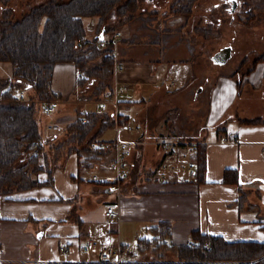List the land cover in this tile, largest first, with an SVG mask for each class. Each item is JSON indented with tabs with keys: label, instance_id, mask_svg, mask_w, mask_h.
I'll return each instance as SVG.
<instances>
[{
	"label": "crops",
	"instance_id": "crops-1",
	"mask_svg": "<svg viewBox=\"0 0 264 264\" xmlns=\"http://www.w3.org/2000/svg\"><path fill=\"white\" fill-rule=\"evenodd\" d=\"M189 45L192 46L182 38L170 44L168 51L180 54L176 58L178 63L173 64L167 62L161 50H152L159 58L157 60L131 58L126 61L119 54L123 69L115 73L114 87L119 81L132 84L164 83L167 82L163 78L166 73L178 72L184 90L190 89L189 86L197 82V67L193 56L195 51ZM8 73L7 69L3 75ZM77 78V69L73 64L59 63L55 66L51 87L60 95L55 98L59 106L48 117H40L44 139L56 133L62 135L65 125L74 121L83 107L89 112L87 106L90 104L98 106V112L111 107L112 103H108L105 109L100 107L104 99L92 101L81 97L85 92L77 87ZM241 86L239 89L235 76L220 74L211 87L204 127L196 141L206 144V169L201 180L194 173L165 180H159L155 175L143 178V173H131L130 168L129 176L121 183L118 193L110 191L107 182L92 178L98 171L103 173L99 174L102 176L113 173L111 161L114 151L106 159H98V167L94 169L97 172L89 174L87 178L84 173L93 170L79 168L78 155L73 152L55 169L52 186L39 185L0 195V261L12 264H23L25 261L33 264L95 261L96 253L84 251V243L89 240L127 242L129 240L124 238L122 223L125 227L138 230L150 229L163 220L171 224V232L166 239L169 245L191 243L190 233L193 230L219 235L229 241L264 242V122L239 121V118L264 119V61L249 69ZM178 87L176 85L172 90ZM29 90L22 89L23 95ZM123 106L122 100H119L115 112L128 117V123H132L128 110H122ZM50 116L53 121H50ZM48 123L57 124V130L48 129ZM191 150L195 167L196 146ZM226 169L237 172V184L224 181ZM231 176L234 177V173ZM38 178L47 179V173L40 172ZM86 180L92 186L88 187L89 194L83 203L86 194L82 196V193L89 186ZM241 191L247 194L242 209L235 202ZM104 193L113 202L101 198ZM110 205L118 214L115 226L105 213ZM75 210L78 211L77 215ZM69 214H73V217ZM81 237L86 238L82 244ZM61 243H67L69 249L60 251ZM152 251L140 254L139 258L132 251L130 261L158 259L163 249L158 251V257H154Z\"/></svg>",
	"mask_w": 264,
	"mask_h": 264
},
{
	"label": "trees",
	"instance_id": "trees-1",
	"mask_svg": "<svg viewBox=\"0 0 264 264\" xmlns=\"http://www.w3.org/2000/svg\"><path fill=\"white\" fill-rule=\"evenodd\" d=\"M12 1L1 0L0 13V61H9L12 68L11 77L0 82V195L39 185L52 186L55 169L73 152L78 155L79 168L94 170L97 168L96 161L113 151L115 140L106 141L100 137L111 125H127L128 117L105 109L100 111L102 113L91 111L88 114L89 121L84 122L78 114L74 121L65 125L62 135L56 133L46 140L40 129L41 119L39 122L36 104L15 100L14 93L17 89H31L36 99L52 100L59 97L51 87L55 66L71 63L79 73L77 87L85 92L81 97H94L96 100H101L99 97L107 98L113 92L115 76L114 60L110 56L114 48L110 34L118 29V25L109 26L107 22L121 19V23H124L133 19L138 2L39 0L20 18H14ZM194 1L175 0L171 9L178 14H189ZM93 17L97 21L95 27L98 32L90 40L86 36V25ZM260 61H264V53L254 63ZM237 85L241 89V79H237ZM87 87L90 89L86 90ZM89 90L91 93L87 95ZM239 121L264 122V119L239 118ZM38 139L42 141L40 150L38 154H33V145ZM196 148L194 174L201 180L206 169V144L197 142ZM133 156L129 167L132 168L131 173L138 164ZM91 160H95V163H91ZM42 171L47 173L45 180L38 178ZM231 173L235 176L232 177ZM153 175L149 171L146 177L151 178ZM224 181L237 184V172L226 169ZM246 201L247 194L241 191L235 202L242 209ZM150 231L151 237L139 238L135 255L169 247L176 250L178 259L134 260L122 264H264V242L229 241L219 235L193 230L190 241L195 243L169 245L166 239L170 235L171 224L167 220L151 226ZM0 264L12 263L0 261ZM35 264L110 263L95 260Z\"/></svg>",
	"mask_w": 264,
	"mask_h": 264
},
{
	"label": "rangeland",
	"instance_id": "rangeland-1",
	"mask_svg": "<svg viewBox=\"0 0 264 264\" xmlns=\"http://www.w3.org/2000/svg\"><path fill=\"white\" fill-rule=\"evenodd\" d=\"M122 1L125 2L126 0ZM174 1L138 0L137 8L133 11V15H135L133 19L126 20L124 23H121V19L117 22H114L115 19L107 22L109 26L118 25L116 31L121 33V38L116 48L119 51L118 55L120 54L121 58L126 61L131 58L157 60L159 58L152 50H161L169 64L178 63L176 58L180 54L178 55L175 51H168L170 48L168 46L180 38L187 44H191L192 46H189L195 51L193 56L197 67V82L190 85V89L184 90L183 80L178 77V72H174L165 74L166 77L163 78L167 82L163 83L162 81L157 84L136 83L118 97L124 105L122 110L123 108L128 110L130 121L134 125L138 123L144 128V142L137 146L135 159L138 160V164L133 170L136 173H143V178L149 171L156 175L163 162V151L158 145L159 138H178L182 142L191 143H196L199 140V134L204 127V118L208 110L209 93L218 75L233 74L242 81L249 69L255 64L257 57L264 53V0H235L237 7L234 11H231L234 4L233 0H195L191 4L189 14L173 12L171 4ZM38 2L39 0H13L10 3L14 8V18H20ZM0 3H2L1 0ZM126 16L122 17L125 19ZM96 23L94 18L87 22L86 36L90 40L98 32L94 25ZM114 32L110 34V37L114 35ZM226 45L232 46L234 53L225 64L215 63L212 59L213 54ZM147 50L150 52H146ZM0 62L1 82L7 79V76H11L12 68L9 61ZM7 69L9 73L3 75ZM168 81H174L179 86L178 89L172 90L173 88L168 85ZM130 84L132 83L130 82ZM26 92L30 94L25 93V97L28 96L27 100L21 102L36 104L37 116H39V101H44V99L34 98L31 89ZM158 92L161 93L158 94ZM90 93L89 90L87 95ZM153 96L156 98L153 99ZM88 99L96 100L94 97ZM99 99L102 100L103 98L99 97ZM110 106L107 110L112 109L115 112V106L113 104ZM87 107L90 111L102 113L96 111L99 108L95 104H90ZM50 121H53L52 117ZM134 137V133L129 132L125 124H115L104 130L100 138L106 141L119 138L128 141ZM183 150L181 149V151ZM106 158L103 157V159ZM186 160L188 159L179 155V162ZM94 161L91 160V163ZM180 168L181 166L175 168L174 173L170 174L167 179L176 176ZM94 172L97 171L85 172L84 176L87 178L89 174ZM98 174L103 173L98 171ZM86 185L89 186H86L87 190L82 193V196L86 194L83 203L89 194L88 187L90 188L92 183L86 180ZM101 198L108 199L107 201L112 200L107 193H104ZM77 214L78 211L75 215ZM69 215L73 217V214ZM109 219L112 220L111 223L114 226L118 223L116 218L109 217ZM122 227L125 229L124 238L129 240L127 242H130L134 252L137 251L139 238L152 236L148 228L135 230L125 227L124 223L121 224ZM85 240V237H81V244ZM167 248H157L152 253L154 257H158V251L163 249L159 258L164 260L178 259L176 250ZM139 255L137 254L136 258H139ZM23 264H33V262L25 261Z\"/></svg>",
	"mask_w": 264,
	"mask_h": 264
},
{
	"label": "built area",
	"instance_id": "built-area-1",
	"mask_svg": "<svg viewBox=\"0 0 264 264\" xmlns=\"http://www.w3.org/2000/svg\"><path fill=\"white\" fill-rule=\"evenodd\" d=\"M121 38V33L115 31L112 36L113 50L110 52V56L114 60V68L115 73H119L123 69V64L121 60L118 58V50L116 48L119 39ZM78 73V71H77ZM79 75V73H78ZM168 85L171 88H175L176 84L173 81H168ZM133 86L130 82L119 81L116 83L113 92L109 94L107 98L100 102V107L105 109L108 103H112L114 106L119 102V95L127 91ZM14 99L17 101H26L27 98L22 93V90L17 89L14 93ZM59 106V101L57 99L52 100H44L39 101L38 109L40 111V115H50L54 110ZM117 110V109H116ZM81 120L84 122L89 121V111L83 107L80 112ZM38 117L40 122V116ZM47 128L50 130H57L58 125L55 123H48ZM126 129L134 133L135 137L132 140H123L117 139L113 146L114 157L111 161V168L113 173L109 175H99L97 173L92 175L94 180L100 182H107L108 189L110 191H116L120 193L121 191V183L127 179L129 174L130 167V159L135 155L137 150V146L144 142V128L136 123H128L126 125ZM224 139H228V137H224ZM41 140L38 139L34 143L33 154H38L40 150ZM197 143V142H196ZM195 142H182L178 138H170V137H161L158 139V145L160 149L163 151V162L156 173V178L159 180H165L168 176L174 173L175 168L181 166L178 169L177 175H189L194 173V164L192 163V150L194 146H196ZM101 145V144H100ZM181 149H184L181 151ZM179 155L185 157L186 161L179 162ZM262 155L264 157V148L262 149ZM106 215L111 218H117L118 214L114 210L113 206H108L106 211ZM195 243V242H191ZM207 245V244H206ZM69 249L67 243H61L59 245V250L65 252ZM82 249L84 251L90 252L94 251L97 255V259L101 262H106L110 264H122L130 261L129 255L132 252V246L130 242H125L122 240L116 242H103L96 240H89L88 242L82 245Z\"/></svg>",
	"mask_w": 264,
	"mask_h": 264
},
{
	"label": "water",
	"instance_id": "water-1",
	"mask_svg": "<svg viewBox=\"0 0 264 264\" xmlns=\"http://www.w3.org/2000/svg\"><path fill=\"white\" fill-rule=\"evenodd\" d=\"M233 1L234 4L233 7L231 8V11H234L237 7V3L235 2V0ZM233 53H234V49L232 46L230 45L222 46L221 48H219V50H217L213 54L212 59L215 63L225 64Z\"/></svg>",
	"mask_w": 264,
	"mask_h": 264
},
{
	"label": "bare ground",
	"instance_id": "bare-ground-1",
	"mask_svg": "<svg viewBox=\"0 0 264 264\" xmlns=\"http://www.w3.org/2000/svg\"><path fill=\"white\" fill-rule=\"evenodd\" d=\"M160 30V29H159ZM165 42V41H164ZM171 46H173V45H171ZM168 47H170V46H168ZM167 113V112H166ZM46 116H48V115H46ZM51 117V116H50ZM34 146V145H33ZM233 174V173H232Z\"/></svg>",
	"mask_w": 264,
	"mask_h": 264
}]
</instances>
